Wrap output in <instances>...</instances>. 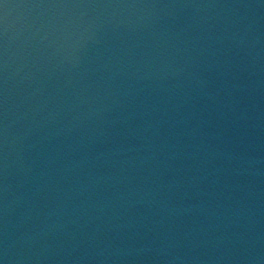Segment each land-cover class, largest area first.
<instances>
[{"label":"water","instance_id":"95a60500","mask_svg":"<svg viewBox=\"0 0 264 264\" xmlns=\"http://www.w3.org/2000/svg\"><path fill=\"white\" fill-rule=\"evenodd\" d=\"M0 264H264V0H0Z\"/></svg>","mask_w":264,"mask_h":264}]
</instances>
